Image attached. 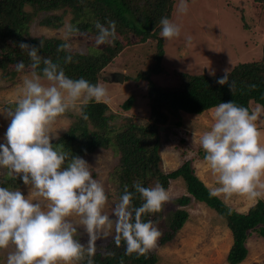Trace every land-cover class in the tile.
I'll use <instances>...</instances> for the list:
<instances>
[{"label":"clouds","instance_id":"clouds-1","mask_svg":"<svg viewBox=\"0 0 264 264\" xmlns=\"http://www.w3.org/2000/svg\"><path fill=\"white\" fill-rule=\"evenodd\" d=\"M178 11H188L187 0H180ZM159 23L160 36L166 41L180 38L178 24L168 17H162ZM95 28L96 46L113 44L117 39L114 21H109L108 26L96 22ZM62 31L64 42L57 51L69 53L64 61L71 63L70 40L79 29L66 22ZM185 39L191 42V37ZM42 43L39 47L20 43L21 50L28 52L32 69L40 68L43 63L42 75L33 71L31 76H25L15 106L0 111L10 118L6 143L0 144V169H6L13 179H22L31 186L30 193L46 202L42 206L19 190L0 186V249L13 248L6 264H76L86 254L87 264H92L98 236H107L113 229L117 247L123 241L127 255L146 256L156 249L161 232L151 220L145 222L142 217L160 212L169 194L159 184L144 187L134 182L142 205H133V193L125 186L111 217L105 214L108 196L103 184L93 178L89 164L82 157L54 148L52 126L58 117L80 105L90 101L107 103L108 90L85 78L68 77L61 65L51 59L42 61L38 55ZM16 68L22 71L23 61ZM227 81L226 74L217 82L224 85ZM229 87L233 91L234 86L229 84ZM258 113L259 110L250 113L232 101L222 102L213 110L214 122L209 130L198 141L193 133L192 142L200 144L218 185L209 190L210 197L264 198V143L255 124ZM72 217L79 218V224L88 234L87 249L74 238L76 227Z\"/></svg>","mask_w":264,"mask_h":264},{"label":"trees","instance_id":"trees-1","mask_svg":"<svg viewBox=\"0 0 264 264\" xmlns=\"http://www.w3.org/2000/svg\"><path fill=\"white\" fill-rule=\"evenodd\" d=\"M177 0H0V68L7 69L12 76L17 72V64L23 61L26 68L42 75L43 63L40 68L32 69L27 50H21L20 43H27L39 47L38 55L41 60L47 58L59 63L65 74L72 79L85 78L96 84L99 74L121 52L123 46L116 39L113 44L101 52L94 54L72 51L71 63H65L64 58L69 53L57 51L64 41L59 37H32L30 27L41 13H44L42 23L51 27H59L68 12L73 15L74 25L81 30L95 28L100 22L108 26L109 21L116 23V32L122 28L138 34L141 41L152 39L156 42L153 61L145 70L141 71L136 80L148 81V96L151 104V123H139L135 118L122 119L119 126L113 125L116 116L108 113L105 103L90 101L82 106V117L71 128L53 142L54 148L74 155H87L101 147H113L120 158L113 173V182L117 185V193L107 191L108 199L118 202L125 186L133 193V205L139 207L143 200L133 187L134 182H140L144 187L157 184L166 189L171 181L182 178L186 186V194L181 196L180 203L188 205L193 200L205 203L217 211L232 231L233 243L228 252L227 260L230 264H240L249 254L247 241L253 231L264 237V200L259 199L247 212H240L227 204L220 197H210V188L197 175L190 160H185L176 169L163 171L161 160V135L159 128L166 124L167 112L179 114L187 112L202 114L215 108L222 102L232 101L243 106L252 113L251 101L264 108V54L261 59L237 64L230 72H220L209 76L206 73L193 74L179 71V86L165 88L151 80L153 74L165 72L162 63L165 39L160 36V20L162 17L173 18L174 4ZM260 9L264 8V0H253ZM29 8V9H28ZM63 11L57 14L56 11ZM228 75V84L221 85L217 81ZM229 84L233 85L231 91ZM136 97L129 96L122 108L129 110L134 105ZM13 108L15 104L8 105ZM86 116V118H85ZM180 124V122H178ZM264 128V125H263ZM24 185L19 177L13 179L9 175L0 177V186L16 189ZM160 212L145 214L142 219L149 220L161 217ZM189 218V211L178 209L169 229L161 236V243L171 241L175 234L185 225ZM87 254L81 264H87ZM92 264H160L159 256L151 251L146 256L136 254L127 255L123 241L117 247L113 238L102 250L96 249L91 257Z\"/></svg>","mask_w":264,"mask_h":264},{"label":"rangeland","instance_id":"rangeland-1","mask_svg":"<svg viewBox=\"0 0 264 264\" xmlns=\"http://www.w3.org/2000/svg\"><path fill=\"white\" fill-rule=\"evenodd\" d=\"M174 4L173 18L171 21L181 28V36L171 42L165 40V55L163 74H153V80L159 86L176 88L179 86L178 72L185 71L193 74L206 73L209 76L220 72H230L243 62L259 60L264 54V8L260 9L253 0H187L188 11L180 13L178 5ZM29 9V8H28ZM63 14V11H56ZM45 14L41 13L32 22L30 34L32 37H63L64 24L74 25L73 15L66 13L64 21L58 28L44 25L42 20ZM97 30L93 28L81 30L70 42L73 51L97 54L110 44L95 45ZM185 37H191L189 43ZM63 40V39H62ZM117 40L123 46L121 52L99 74L98 83L108 90V113H113L116 118L113 125L119 126L124 118H135L139 123H151V104L148 96V81L136 80L139 73L151 64L156 42L152 39L141 41L138 34L123 27L117 33ZM7 69L0 68V111L11 108L8 105L15 104L20 96L23 78L31 76L30 68H24L15 75L8 73ZM114 73H123L124 81H114L111 77ZM113 74V75H112ZM131 95L136 97L134 105L129 110L122 108V103ZM82 106L69 110L58 117L53 124V142L68 131L71 126L82 117ZM253 112L259 110L255 124L261 134V142L264 143V108L251 101ZM214 108L202 114L180 112L174 114L167 112L169 119L159 128L161 135V160L160 167L163 171L176 169L185 160H190L198 175L206 181L210 187H218L215 177L209 170L204 160V151L198 142H192L193 133L196 140L203 132L209 130L214 122ZM180 122V124H178ZM10 118L4 112H0V144L6 143L5 133ZM163 126V128H162ZM113 147H101L97 151L87 155H74L82 157L89 165L93 178L101 182L105 191L117 193V185L113 182L114 169L118 166L119 154ZM116 165V166H115ZM6 169H0V177L7 176ZM166 191L169 194L168 201L164 204L161 217L153 219L152 223L161 232V236L169 229L175 212L185 208L189 211V218L185 225L175 234L171 241L161 243L158 239L154 250L159 256L160 264H230L227 260L228 252L233 243V235L226 220L214 209L205 203L195 202L188 205L180 203V198L186 192L185 182L182 178L171 181ZM21 191L26 197L46 203L42 198L30 193L31 186L21 185L13 189ZM230 206L240 212H247L257 200H248L243 197L233 196L224 199ZM115 200L108 199L105 206V214L111 217ZM76 227L74 238L80 241L87 249L88 234L79 224V218H70ZM114 229L107 236L99 235L95 242L96 249L102 250L114 236ZM247 246L249 254L240 264H264V237L253 231L248 238ZM13 251L12 247L0 249V264H6L7 255ZM81 264V262H76Z\"/></svg>","mask_w":264,"mask_h":264},{"label":"water","instance_id":"water-1","mask_svg":"<svg viewBox=\"0 0 264 264\" xmlns=\"http://www.w3.org/2000/svg\"><path fill=\"white\" fill-rule=\"evenodd\" d=\"M115 75H116V73H114V76ZM116 76L117 77H111V79L114 80V81H120V82L124 81V74L123 73H119V74L117 73ZM162 128H163V126H162Z\"/></svg>","mask_w":264,"mask_h":264},{"label":"crops","instance_id":"crops-1","mask_svg":"<svg viewBox=\"0 0 264 264\" xmlns=\"http://www.w3.org/2000/svg\"><path fill=\"white\" fill-rule=\"evenodd\" d=\"M197 173V175H198V172H196ZM199 176V175H198ZM200 177V176H199ZM201 178V177H200ZM202 180H203V178H201ZM204 181V180H203ZM172 183V182H171ZM204 183L211 189L212 187H210L209 186V184L206 182V181H204ZM185 188H186V186H185ZM183 194H186V192L184 191V193ZM222 199V198H221Z\"/></svg>","mask_w":264,"mask_h":264}]
</instances>
